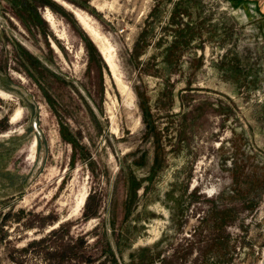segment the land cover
Wrapping results in <instances>:
<instances>
[{"label": "rangeland", "instance_id": "374dc122", "mask_svg": "<svg viewBox=\"0 0 264 264\" xmlns=\"http://www.w3.org/2000/svg\"><path fill=\"white\" fill-rule=\"evenodd\" d=\"M0 264H264V0H0Z\"/></svg>", "mask_w": 264, "mask_h": 264}, {"label": "trees", "instance_id": "16d2710c", "mask_svg": "<svg viewBox=\"0 0 264 264\" xmlns=\"http://www.w3.org/2000/svg\"><path fill=\"white\" fill-rule=\"evenodd\" d=\"M177 14H179V12L177 11L176 13H175V15H177ZM186 35L184 34V33H180V38H183V37H185ZM179 47H180V43H175L174 45H173V47H170V48H168V49H166V50H168V52L169 53H171V54H174L175 55V53H179ZM175 58V57H174Z\"/></svg>", "mask_w": 264, "mask_h": 264}]
</instances>
